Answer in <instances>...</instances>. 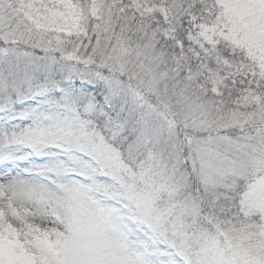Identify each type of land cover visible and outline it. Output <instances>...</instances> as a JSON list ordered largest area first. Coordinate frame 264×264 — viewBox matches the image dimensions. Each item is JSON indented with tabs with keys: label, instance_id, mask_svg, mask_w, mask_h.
<instances>
[{
	"label": "snow or ice",
	"instance_id": "obj_1",
	"mask_svg": "<svg viewBox=\"0 0 264 264\" xmlns=\"http://www.w3.org/2000/svg\"><path fill=\"white\" fill-rule=\"evenodd\" d=\"M0 264H264V0H0Z\"/></svg>",
	"mask_w": 264,
	"mask_h": 264
}]
</instances>
